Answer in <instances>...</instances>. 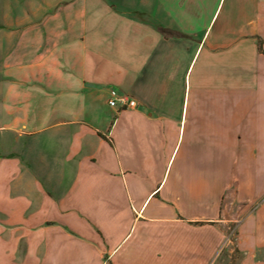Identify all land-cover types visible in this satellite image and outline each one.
<instances>
[{"label":"crops","instance_id":"0c3cea01","mask_svg":"<svg viewBox=\"0 0 264 264\" xmlns=\"http://www.w3.org/2000/svg\"><path fill=\"white\" fill-rule=\"evenodd\" d=\"M0 264H264V0H0Z\"/></svg>","mask_w":264,"mask_h":264},{"label":"built area","instance_id":"2783aa9c","mask_svg":"<svg viewBox=\"0 0 264 264\" xmlns=\"http://www.w3.org/2000/svg\"><path fill=\"white\" fill-rule=\"evenodd\" d=\"M108 105L110 107H116L117 105H119L123 109H127L135 108L137 104L136 101L130 99L128 96L120 95L116 91L112 90L110 92V100L108 101Z\"/></svg>","mask_w":264,"mask_h":264},{"label":"trees","instance_id":"16d2710c","mask_svg":"<svg viewBox=\"0 0 264 264\" xmlns=\"http://www.w3.org/2000/svg\"><path fill=\"white\" fill-rule=\"evenodd\" d=\"M168 32L167 31H165V34H167Z\"/></svg>","mask_w":264,"mask_h":264},{"label":"rangeland","instance_id":"374dc122","mask_svg":"<svg viewBox=\"0 0 264 264\" xmlns=\"http://www.w3.org/2000/svg\"><path fill=\"white\" fill-rule=\"evenodd\" d=\"M123 109V108H122Z\"/></svg>","mask_w":264,"mask_h":264}]
</instances>
